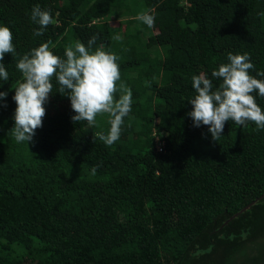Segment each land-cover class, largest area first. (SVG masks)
I'll use <instances>...</instances> for the list:
<instances>
[{"label":"trees","instance_id":"trees-1","mask_svg":"<svg viewBox=\"0 0 264 264\" xmlns=\"http://www.w3.org/2000/svg\"><path fill=\"white\" fill-rule=\"evenodd\" d=\"M36 5L53 18L41 36ZM145 11L156 32L136 19ZM0 25L16 49L2 61L9 80L0 79V264H264V196L230 218L264 193V129L229 121L216 142L187 115L192 76L218 86L211 73L229 52L249 54L251 75L264 71V0H0ZM94 35L91 51L118 56L117 85L132 92L120 139L109 147L97 137L107 114L92 127L73 123L53 80L42 127L17 143L18 60L49 40L64 58Z\"/></svg>","mask_w":264,"mask_h":264},{"label":"clouds","instance_id":"clouds-1","mask_svg":"<svg viewBox=\"0 0 264 264\" xmlns=\"http://www.w3.org/2000/svg\"><path fill=\"white\" fill-rule=\"evenodd\" d=\"M30 19L39 27L34 29V36L43 35L47 27L53 23L49 10L39 5L32 8ZM136 19L148 28L154 27L155 17L150 11L141 12ZM119 39V37H116ZM97 37L92 36L87 46L81 42L65 48L64 58L50 50L49 40L32 48L16 63V68L23 75V82L15 88L12 97L16 102L14 126L10 130L17 143L32 141L35 130L42 127V118L46 114L44 104L49 95L55 91L67 95L75 115L73 123L86 121L89 127L96 124L97 115L107 114L110 125L107 133H97V137L106 146H112L120 139L124 118L132 108V92L121 80L119 59L114 53L103 48L91 51ZM13 33L6 25H0V79L9 80V73L2 63L6 53L16 54L13 45ZM227 63L219 65L211 73L219 81L214 87L213 80L205 73L192 76V87L196 95L189 102L192 110L187 113L194 126H208L213 141L221 137L226 122L246 127L248 122L255 124L257 130L264 129V112L256 103L253 93L264 97V71L250 74L254 69L248 53H228ZM120 93L117 99L115 94ZM7 96L0 92V98ZM97 167L91 169L95 175Z\"/></svg>","mask_w":264,"mask_h":264},{"label":"rangeland","instance_id":"rangeland-1","mask_svg":"<svg viewBox=\"0 0 264 264\" xmlns=\"http://www.w3.org/2000/svg\"><path fill=\"white\" fill-rule=\"evenodd\" d=\"M120 15H113L111 18H110V25L115 27V26H118L119 25V21L120 20ZM153 31L156 32L157 31V28L156 26L154 25L153 27ZM116 36H122L123 35V25H120V29L115 33ZM160 60L157 61V66L159 67L160 66Z\"/></svg>","mask_w":264,"mask_h":264},{"label":"water","instance_id":"water-1","mask_svg":"<svg viewBox=\"0 0 264 264\" xmlns=\"http://www.w3.org/2000/svg\"><path fill=\"white\" fill-rule=\"evenodd\" d=\"M263 196H264V193H262L261 195L257 196L255 199H253L251 202H249L247 205H245L243 208H241L238 212H236L233 215H231L230 218H233L234 216H236L237 214H239L241 211L247 209L250 205H252L254 202H256L259 198H261Z\"/></svg>","mask_w":264,"mask_h":264},{"label":"built area","instance_id":"built-area-1","mask_svg":"<svg viewBox=\"0 0 264 264\" xmlns=\"http://www.w3.org/2000/svg\"><path fill=\"white\" fill-rule=\"evenodd\" d=\"M164 143L161 142L158 138H156L155 147L158 151H161L163 149Z\"/></svg>","mask_w":264,"mask_h":264}]
</instances>
